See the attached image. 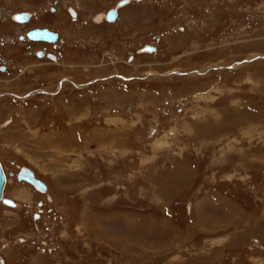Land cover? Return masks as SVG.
Instances as JSON below:
<instances>
[{"label":"rangeland","instance_id":"rangeland-1","mask_svg":"<svg viewBox=\"0 0 264 264\" xmlns=\"http://www.w3.org/2000/svg\"><path fill=\"white\" fill-rule=\"evenodd\" d=\"M119 1L0 0V264H264V0Z\"/></svg>","mask_w":264,"mask_h":264},{"label":"water","instance_id":"water-1","mask_svg":"<svg viewBox=\"0 0 264 264\" xmlns=\"http://www.w3.org/2000/svg\"><path fill=\"white\" fill-rule=\"evenodd\" d=\"M123 3V2H121ZM120 4V3H119ZM113 11H109L108 14L105 16V18L111 20L113 17ZM16 21L21 22L24 21L26 19V14H17L13 17ZM26 37H28L29 39L32 40H46V41H52L55 38V34H51L49 32H47L44 29L41 30H30L28 31L26 34ZM144 50H152L150 48H145ZM41 53H39L40 55ZM49 58H53L51 55H47ZM261 57L260 55L255 56V58ZM262 58H264V56H262ZM16 178L18 180H23L26 181L28 183H30L34 188L42 191L44 190V186L40 183H38L34 177L32 176V173H30L29 171L25 170V169H20L16 175ZM4 185V174L2 172V169L0 167V203H2L3 205L6 206H14V202H12L10 199L4 198L2 197V188Z\"/></svg>","mask_w":264,"mask_h":264},{"label":"flooded vegetation","instance_id":"flooded-vegetation-1","mask_svg":"<svg viewBox=\"0 0 264 264\" xmlns=\"http://www.w3.org/2000/svg\"><path fill=\"white\" fill-rule=\"evenodd\" d=\"M115 8V7H114ZM116 9V14L118 13V10H117V8H115ZM105 12V11H104ZM104 15V13L102 14V16ZM118 15V14H117ZM117 15H116V17H117ZM31 17H32V15H31ZM29 18L26 22L28 23L32 18ZM103 19V18H102ZM115 20H116V18H115ZM114 20V21H115ZM26 22H24V23H16V24H18V25H24V24H26ZM102 22H105L104 20L102 21ZM112 23V22H111ZM36 27V26H35ZM32 28H34V27H32ZM29 29H31V28H27V30H29ZM26 30V31H27ZM26 31H24V34H23V32L21 33V34H17V40L18 41H20V42H25L26 43V41L28 42V43H32V44H39L40 45V47H38L37 49H38V51H40L41 53H42V57H40V58H44V59H46V60H49L50 58H48L47 56H46V54H50L51 56H53V59H51V60H55L56 59V56H55V52H53V51H46V50H44V49H46V47H47V45H52L51 47L52 48H55L54 47V44H57L58 42H59V36H58V38H57V40H58V42H57V40L56 41H54V42H46V41H33V40H28L26 37H25V32ZM24 37H25V41H24ZM41 44H44V45H46V46H44V45H41ZM33 50V49H32ZM47 52V53H46ZM31 53H32V55H34L35 54V51H34V54H33V52L31 51ZM1 60V59H0ZM0 63H1V61H0ZM0 69L2 70V69H4L3 71H4V73H7L6 71H7V66H6V64H0ZM0 70V71H1ZM17 70H19V69H17ZM2 71V72H3ZM20 73L19 74H22V72L23 71H19ZM13 79V78H12ZM64 80H66V78H64L62 81H64ZM8 81V80H7ZM7 81H5V82H7ZM60 82L59 83V85L60 86H62L63 85V82ZM59 87V86H58ZM46 92V91H45ZM47 92H50V91H47ZM0 93H2L1 91H0ZM8 95V96H10L11 95V97L10 98H13V96H12V94H14V93H8V92H6V93H2V94H0L1 96H3V95ZM8 123V121H6V124ZM1 160V159H0ZM19 168L20 167H22V166H18ZM18 168V169H19ZM18 171V170H17ZM7 172H10V171H7ZM12 173H13V171H12ZM33 173H34V171H33ZM16 174V172H14V175ZM34 175H35V173H34ZM10 176H13V175H10ZM9 176V177H10ZM16 179V178H15ZM17 181V180H16ZM20 182H22V183H25V184H28L27 182H25V181H20ZM7 183V182H6ZM18 183V182H17ZM6 185V184H5ZM29 185V184H28ZM45 187H46V184H45Z\"/></svg>","mask_w":264,"mask_h":264},{"label":"bare ground","instance_id":"bare-ground-1","mask_svg":"<svg viewBox=\"0 0 264 264\" xmlns=\"http://www.w3.org/2000/svg\"><path fill=\"white\" fill-rule=\"evenodd\" d=\"M125 1L126 0H124V2L123 3H117V7H119V6H123V4L125 3ZM122 2V1H121ZM112 8H114V7H112ZM116 8V7H115ZM114 8V10H115V15H117L116 14V9ZM103 17V16H102ZM116 18V17H115ZM57 38H58V34L56 33V39H55V41L57 40ZM127 80V79H126ZM77 86V85H76ZM42 90V89H41ZM16 96L18 97V98H22V99H24V98H27L28 97V94L26 93V94H23V95H17L16 94ZM0 165H1V168H2V171H3V173H4V177H5V184H6V182H7V175H8V173L6 172V170H5V167L3 166V164H2V160H0ZM28 169H30L29 167H27ZM31 170V169H30ZM31 172H32V175H33V177L34 178H37L35 175H34V173H33V171L31 170ZM37 179H39V178H37ZM39 180H41V179H39ZM42 181V180H41ZM43 182V181H42ZM44 183V182H43ZM4 187H5V185H4ZM44 189H46V187H45V183H44ZM4 191V188H3V190H2V197H4L3 196V192ZM14 206H15V204H14Z\"/></svg>","mask_w":264,"mask_h":264}]
</instances>
